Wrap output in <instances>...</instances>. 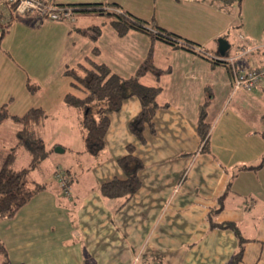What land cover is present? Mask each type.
Masks as SVG:
<instances>
[{"label": "crops", "instance_id": "1", "mask_svg": "<svg viewBox=\"0 0 264 264\" xmlns=\"http://www.w3.org/2000/svg\"><path fill=\"white\" fill-rule=\"evenodd\" d=\"M43 1L56 6L103 3L114 7L112 3H117L116 8L143 20L161 11L180 24H169L166 29L191 39L195 47L190 50L154 40L151 34L135 29L119 35L110 19L97 24L87 18H94L96 12L75 13L67 23L45 16L40 25H34L28 20L40 14L16 15L0 0V7L14 23L9 32L20 35L17 45H12V49L16 46L14 57L32 63L40 83L36 104L27 102L22 106L24 112H19L10 107L15 99H8L10 92L6 91L0 96L5 105H0V112L9 118L41 107L47 115L39 127L44 141L45 133L76 135L78 140L76 145L70 137L54 141L64 148L60 153L70 150L78 157H72L61 170L69 191L65 192L57 176L49 177L46 172L42 182L34 176L30 187L36 182L44 187L15 215L0 218V242L6 249L0 264H231L240 248L238 233L232 228L211 227L208 216L214 209L218 210L215 221L236 223L245 239L238 264H264V164L260 165L264 159V108L258 124L256 116L243 111V105L229 108L238 91L264 97V80L251 90L236 89L233 82L234 67L264 66V9L260 4L248 3L249 17L240 22L245 34L234 38L226 34L230 21L222 25L214 15L183 13L188 2L212 8L219 5L217 0ZM19 15L23 21L15 24ZM82 46L88 49L79 57ZM150 48L152 68L140 81L160 85L158 102L168 104L154 116L155 132L147 125L144 142L131 133L129 122L141 110L140 99L132 95L109 114L105 147L98 155L91 154L84 141L82 114L64 101L72 90V78L68 80L65 70L90 56L106 63L112 72L130 77L144 63ZM20 66L11 58L0 57V77L7 82V90L12 79L18 78L11 70ZM27 83L24 75V91ZM218 89L224 91L221 100ZM202 108L210 124L207 151H200ZM128 144L135 146L134 154L143 167L141 185L126 201L125 197L104 195L102 185L115 177L126 178L118 160L127 153ZM79 159L85 165L81 169L76 166Z\"/></svg>", "mask_w": 264, "mask_h": 264}, {"label": "trees", "instance_id": "2", "mask_svg": "<svg viewBox=\"0 0 264 264\" xmlns=\"http://www.w3.org/2000/svg\"><path fill=\"white\" fill-rule=\"evenodd\" d=\"M116 4H110L114 7L104 5L103 3L62 4V6L72 7L75 13H108L110 15V23L119 35H124L132 29L141 30L151 34L154 40H161L190 50L194 49L195 42L191 39L158 25H153V29H150L148 22L129 11H121L115 7L117 6ZM107 8H111V10ZM8 22H12V20ZM93 28L97 31L99 29L97 27ZM152 50L153 48H150L148 57L144 63L130 77H122L112 72L106 63L97 62L90 56H86L84 61L65 70L66 75L72 78V90L65 94L64 101L68 105L77 108L82 114L81 124L84 141L87 151L91 154L98 155L105 147V137L110 126L109 114L112 111L119 110L123 101L132 95H136L140 99L141 110L129 122L131 133L141 142H144V130L147 125L151 128L152 132H155L154 116L160 107L167 106L168 104L162 105L158 102V95L162 90L160 85L150 86L140 81V76L148 68H152ZM210 60L214 63L227 64L222 59L210 58ZM46 116L45 110L41 107H31L22 115L11 116L19 128L17 143L6 154L0 166V218L15 215L35 192L44 187L43 184L37 182L33 187H30L28 175L32 169L40 166L42 161L50 154V150L46 149L43 137L39 131V127L43 124ZM198 131L203 142L200 151H207L210 124L207 120L205 108H202V112L198 118ZM19 146H24L29 151L30 162L25 167L15 169L13 161L15 160ZM134 150L135 146L128 144L127 153L118 160L126 174V178L115 177L104 183L102 185L104 195L108 197H125L126 201H128L134 192L138 190L141 185L139 171L143 167V162L134 154ZM263 164L264 159L260 165ZM243 168L247 167L244 166ZM216 211L218 210L214 209L208 216L211 227L232 228L238 233L240 248L231 262V264H238L242 258L245 239L240 234L236 223L215 221L213 215ZM0 252L5 256L6 249L1 242ZM155 264L159 263L155 261Z\"/></svg>", "mask_w": 264, "mask_h": 264}, {"label": "rangeland", "instance_id": "3", "mask_svg": "<svg viewBox=\"0 0 264 264\" xmlns=\"http://www.w3.org/2000/svg\"><path fill=\"white\" fill-rule=\"evenodd\" d=\"M213 1V0H211ZM215 1V0H214ZM218 1V2H217ZM216 3H218L220 5H217V7L215 5L211 7L202 4L201 5H193L192 2H188L187 6L185 8H183V13H186L188 15L194 14L196 16H200V15H214L219 17V22L223 24H226L227 21H230V27L228 29V31H226V34H233L234 38L239 37L240 38L241 35L243 36L245 34V29L243 27V24H240V22L244 19V17L248 18V10H247V6L249 2H254L256 1V5L260 4V9H264V0H244L243 2L241 0H217ZM197 4H200L199 2H196ZM207 3V2H204ZM241 3H242V9H241ZM164 2L162 1L160 3L161 7H163ZM215 4V3H213ZM110 9L111 8H107ZM0 12H2L3 16L0 15V57H5V58H11L13 61H17L21 66V68L19 67V69H13L11 70V73L16 74L15 76L18 77L17 79L13 78L10 84V88L9 90H7V82L5 80H3L0 77V96L8 91L10 92V97H6L8 99L12 98L11 96L14 97L15 101L14 103H12L10 105V107L12 108H19V112H24V108L22 107L24 104H26L27 102H29V104H36L35 102H37V100L39 99V95L38 94V89H39V80L37 78V75H35L34 73V67L32 66V63H26L24 61H20V59H18L17 57H14V54L16 56V46L14 47V49H12V45L15 43V45H17V43L20 40V35L17 33L15 34V32H9V29H11L14 26L13 22H8L9 20L11 21V19L9 18V16H7V12L5 10V8L0 7ZM6 13V14H4ZM27 13H32V12H25L23 14H27ZM79 12H76V14H78ZM261 14H263L262 11H260ZM32 14H37V13H32ZM16 15H18V13H16ZM21 15V13H20ZM20 15L18 17V20H14L15 24H17L18 22H21L23 20H21ZM83 15H81L82 17ZM86 16V15H84ZM83 16V17H84ZM88 19L91 20H96L97 24L99 21L101 20H105L106 22L109 23V19H110V15L108 13H104V14H97L94 16V18H92V15H87ZM47 18L45 16H40L37 15L36 18L32 21L28 20V22L33 23L34 25L36 23V25H40L41 21L46 20ZM49 19V18H48ZM172 17H170L167 14H163L161 11L158 12L157 15H152L149 18L145 19L146 22H148V24L150 25H158L161 27H165L169 26V24H177L176 26H180L179 23H175L172 21ZM35 21V22H34ZM56 21V20H55ZM64 22L61 23H67L66 20H63ZM185 26V25H184ZM243 27V28H242ZM14 30V29H13ZM220 38L218 37L217 41L218 43L220 42ZM9 47V48H8ZM11 47V49H10ZM8 48V49H6ZM87 47L86 46H82V49L79 52V57L83 56V54H85L84 52H87ZM8 50V51H5ZM5 56H2V53H5ZM13 52V53H12ZM47 58V57H46ZM61 59V58H60ZM58 61V60H57ZM45 62V60H44ZM32 66V67H31ZM28 68V69H27ZM225 69V68H224ZM30 70L31 72L29 73ZM21 71V72H20ZM24 75L27 77V81H30V84H25L26 88L24 91V86L22 84V82L24 81ZM70 77V76H69ZM29 78V79H28ZM71 79L68 78V80ZM6 87V88H5ZM220 87V86H219ZM221 89V87H220ZM220 89L217 90V94H218V98L219 100H221V98H223L224 96V91H221ZM27 93V94H26ZM28 95L27 99L24 100L25 96ZM8 96V95H7ZM233 100L231 101L229 108L232 109V106H238V104L243 105V107H245L246 110H243L247 113H250L253 116H256L257 118V123H260L259 117L258 115H260L263 112L264 108V97H259L256 98L253 96L252 92H235L233 94ZM5 100H8L6 99ZM11 100V99H10ZM4 101H0V105L3 106ZM8 102V101H6ZM7 105V103H5ZM14 104V105H13ZM5 106V105H4ZM26 106V105H25ZM31 106V105H28ZM240 109V108H239ZM11 112V110H10ZM9 118H4V113L0 112V163L2 164L3 159H5L6 154L9 153L11 151V149L14 148L15 144H16V140H17V130H18V125L17 123L10 117ZM45 147L46 149L50 150V154L49 156L41 163L40 166H38L37 168L32 169L28 175V180L31 181L32 178H34L35 176V180H38L39 182H42V178L43 175L46 174V172L48 173V176H56L57 173L61 172V170L64 169V166L66 165V163H68V161L70 159L75 158L77 159L78 157L73 156V152L70 150H67L66 153H60L62 152L61 150H57V147H61L59 145H55L54 141L57 138H68L70 137V139L75 142L74 144L76 145L78 143V140L76 141L75 136L76 135H55V134H49V133H45ZM62 136V137H60ZM78 136V135H77ZM64 149V148H62ZM69 151H70V158H69ZM30 162V153L29 151L24 147H20L17 150L16 153V157L15 160L13 161V167L14 168H20V167H24L27 166ZM60 164V165H58ZM77 168L81 169L83 167H85L84 164H82L81 159H79L76 163ZM47 175V174H46ZM35 184V183H33ZM31 186V185H30ZM0 255L3 254L0 252Z\"/></svg>", "mask_w": 264, "mask_h": 264}, {"label": "built area", "instance_id": "4", "mask_svg": "<svg viewBox=\"0 0 264 264\" xmlns=\"http://www.w3.org/2000/svg\"><path fill=\"white\" fill-rule=\"evenodd\" d=\"M15 13L25 12L37 13L51 19L71 21L75 12L69 6L49 5L43 0H3ZM234 86L236 89L251 90L264 80V66L250 65L244 68L234 67ZM59 177L65 192H68L67 180L61 172L56 174Z\"/></svg>", "mask_w": 264, "mask_h": 264}, {"label": "water", "instance_id": "5", "mask_svg": "<svg viewBox=\"0 0 264 264\" xmlns=\"http://www.w3.org/2000/svg\"><path fill=\"white\" fill-rule=\"evenodd\" d=\"M222 45V43L220 44V46ZM57 150H61L63 151L64 149H62V147H57Z\"/></svg>", "mask_w": 264, "mask_h": 264}]
</instances>
